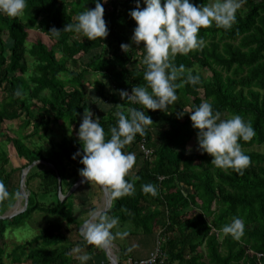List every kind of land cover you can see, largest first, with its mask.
Listing matches in <instances>:
<instances>
[{"label": "trees", "instance_id": "obj_1", "mask_svg": "<svg viewBox=\"0 0 264 264\" xmlns=\"http://www.w3.org/2000/svg\"><path fill=\"white\" fill-rule=\"evenodd\" d=\"M241 1V7L220 5L224 18L206 22L209 0H0V135L2 123L22 119L16 136L6 140L26 160L7 170L9 152L0 139V215L19 196L17 171L36 160L55 167H31L26 209L0 219V264L23 258L31 264H108L103 249L84 263L76 260L74 247L98 245L85 237L70 242L57 220L78 224L79 209L74 193L59 198L58 179L65 195L80 175L98 168L112 195L101 223H128L131 233L146 234L163 224L166 264H264V152L250 150L264 143V0ZM162 20L178 29L160 49ZM30 29L49 41L38 35L26 45ZM89 71L106 82L87 87ZM34 99L42 103L37 111ZM93 109L100 111L97 119H91ZM59 122L75 136L64 134L49 150L28 144L41 128L44 136ZM31 124L32 132H24ZM201 125L210 129L202 150L188 152ZM142 138L152 159H142L129 175L121 162ZM232 149L236 153H227ZM76 196L80 205L88 202L86 193ZM35 212L53 219L32 241L7 250L5 232ZM203 244L208 262L199 252ZM125 259L118 254L119 262Z\"/></svg>", "mask_w": 264, "mask_h": 264}, {"label": "rangeland", "instance_id": "obj_2", "mask_svg": "<svg viewBox=\"0 0 264 264\" xmlns=\"http://www.w3.org/2000/svg\"><path fill=\"white\" fill-rule=\"evenodd\" d=\"M192 1V0H191ZM108 3V0H107ZM220 5H223L225 8L229 7V8H233L234 6H243V2L241 0H209L208 5L205 7L204 11L202 12V17L203 19H205L206 22H208L211 18V16L215 15L217 17H219L220 19L224 18L223 15V9ZM109 7V4L108 6ZM151 25H152V21H149L147 23L146 26V30L147 33L151 32ZM162 25V35L159 39L158 42V46L161 49L163 46H167L169 47L170 45V37L177 32V26L175 24H169L168 22H166L165 20H162L161 22ZM41 35L44 40L46 42H48V36L45 35L44 33H39L34 29H30L27 31V40L28 42L26 43V45H30V42L34 41L35 38ZM6 38V37H5ZM4 38V39H5ZM136 63V62H134ZM80 65V64H79ZM78 65V66H79ZM129 68H133V66H131V64L127 65ZM34 70V67L29 64L28 66V72L27 73H31ZM198 70L200 71V73L203 76H207L210 75V72L207 71L206 69H201L198 68ZM107 79H105V77L103 76L102 73L99 72H88L86 75V79H85V83L87 87L91 88V87H96L98 82H106ZM107 86H109V84L107 83ZM164 87H161V89H163ZM5 93L3 91L0 90V100L2 98V96ZM103 102L106 104L107 103V99L102 98ZM190 101H192V98H190ZM33 103L35 106H33L34 111H37L38 107L42 105V103L40 101H38L37 99L33 100ZM93 111L96 110H91L90 112V116L91 119H97V116L100 114V111H96L95 114H93ZM23 118V116L21 117ZM22 120V119H21ZM21 120H10V121H5L3 124V128L5 129L3 131V133L0 135V139L1 140H5V148L8 150L9 152V158L10 161L7 164V170H9L12 167H16L19 168V166H21V163H25L26 160L23 157H19L18 154L16 153L14 147L12 146L11 143H8V139L6 140V135H8L9 137H14L16 136V131L19 130L21 128L22 123ZM21 124V125H20ZM66 126V123H62L59 122L58 124H52L51 129H49L47 131V135L43 136V129L41 128L34 136H31L27 139L28 144L32 147V148H36L35 146H40L43 150H49L50 148V144L51 141H58L62 138V136L64 134H66L67 136H75V133L73 131L72 128H68L63 130L61 127ZM209 128L206 125H201L200 129H199V134L197 136H194V138H192L187 146L186 149L188 152H201L203 144H202V139L204 138V136L209 133ZM24 132H32V124L30 126L27 127L26 130H23ZM241 150V149H240ZM250 150H256V151H260V152H264V143L260 144V145H253L250 147ZM238 151V150H236ZM243 151V150H241ZM139 152L141 151L140 145L138 144L137 148L134 149L132 152H129L123 159V161L121 162L122 168L127 172V174L131 175L133 172H135V169H137L138 166H140L142 159H144V155H140ZM236 153L234 149L232 150H227V153ZM152 159V156H151ZM234 161H236L234 159ZM108 161H104L105 164H107ZM198 161H196L197 163ZM110 167V166H109ZM24 169V168H23ZM17 171L15 173V180L18 181L19 180V193H20V177L22 174V171ZM101 169L98 168V170L95 171L94 175L98 176L100 173ZM38 180H34L32 182V187L35 189L38 185ZM85 184V185H84ZM25 188H26V184H25ZM79 189V191H78ZM61 190H62V186H61ZM96 190V191H95ZM82 194V193H86V195H89L88 198V202L84 203V204H79V198L76 196ZM58 193H59V187H58ZM62 193V191H61ZM75 195V203L76 205H78L79 209L76 207V217L78 220V224H71L69 225L65 220L61 219V218H56L62 225H63V230H64V234L67 236L68 240L70 242H76V241H80L81 238L85 237V238H89V239H93L91 238L92 235H97V236H104L105 233L110 235V237L113 239L115 237H123V241L125 239V236L128 235V237H130L131 232H128V229H126L128 227H131V225H129L128 223H125V230L122 229V227H120L118 224H115L113 227H104V223H101V220H99L100 215L103 213H101L98 217H96L93 220L92 226L87 230V227L84 229L85 223L89 220V218L92 217L93 213L96 211L97 206H101L102 204V199H103V190L100 187V184L95 180V179H88L87 181H85L84 183L78 185L76 187V189L72 192ZM59 195V194H58ZM63 193L61 195H59L60 197H63ZM53 195L47 196L46 197V201L48 204H52L53 202ZM19 197V196H18ZM21 202V201H20ZM81 208V210H80ZM11 209V208H10ZM10 209L6 212H9ZM189 211L190 210H194L195 207L190 205L188 207ZM103 221H105V223H107V217H102ZM49 219H53L52 216L47 215V214H43L41 212H35L32 216V218H30V220L26 221L24 224H22L21 226L17 227L16 229H11V230H7L5 232V242H6V249L10 250L15 244H21L24 243L26 241H32L39 233L41 227L45 224L46 220ZM97 220H99L98 225H97ZM100 225V226H99ZM133 228V225H132ZM135 228V227H134ZM133 228V230H134ZM138 231V230H137ZM139 232V231H138ZM148 234V238L150 239V236H152V233H147ZM177 234V232L175 233ZM218 235V239L222 238L221 233H217ZM161 240V242L163 243L162 239L159 238ZM98 247H92L90 245H88L87 243L83 244V246H76L72 249V255L76 260H79L81 263H84L86 261H88L93 254L97 256L102 255V253H100L102 250V247L100 245V243L96 242ZM32 245H28L26 251L29 250V248H31ZM113 248V246H112ZM114 251V249H113ZM199 252L205 257L207 255V248L206 245L203 244L201 247H199ZM186 257H188V255H186ZM6 261H9L8 259H5ZM204 260L206 262H208L207 258L205 257ZM18 264H31V262L29 260H26L23 258V260L21 261V263ZM108 264H110L109 260H108ZM174 264H179V263H174ZM208 264V263H207Z\"/></svg>", "mask_w": 264, "mask_h": 264}, {"label": "water", "instance_id": "obj_3", "mask_svg": "<svg viewBox=\"0 0 264 264\" xmlns=\"http://www.w3.org/2000/svg\"><path fill=\"white\" fill-rule=\"evenodd\" d=\"M40 162L44 163L45 161H43V160L33 161L30 165H28L26 168L23 169L21 177H20V193H19V197L16 201V202L21 201L20 207L14 211L10 210L9 212H5L4 214L0 215V219L11 218V217L21 213L22 211H24L26 209L27 204H28V198H29V192L25 188L26 175H27V173L31 167H33L34 165H36L37 163H40ZM45 163H47L50 167L55 169V167L52 164H50L48 162H45ZM91 178L95 179L100 184V187L102 188L103 193H104V198H105L104 207L96 210L92 215V216H95V215L99 216L102 212L107 211L111 207L112 195H111V192L108 190L107 185L102 180H100L99 178L93 177V175H91V174L80 175L78 177V179L75 181V183L72 185V187L69 189V191L65 195H63V197H60V199L63 200L64 198L69 196L76 189V187L78 185L84 183L85 181H87L88 179H91ZM58 180H59V195H61L62 193H61L60 178ZM91 238H93L96 242L100 243L102 249L105 251V253L108 256L110 264H118V259H117L116 255L113 253L112 246H111V243L109 241H107L105 238H103L101 236H97L95 234L92 235Z\"/></svg>", "mask_w": 264, "mask_h": 264}, {"label": "crops", "instance_id": "obj_4", "mask_svg": "<svg viewBox=\"0 0 264 264\" xmlns=\"http://www.w3.org/2000/svg\"><path fill=\"white\" fill-rule=\"evenodd\" d=\"M93 177H97V176L93 175ZM103 199H104V193H103ZM103 199H102V204H101L102 206H103ZM154 204L155 206H153L152 204L150 205L152 209L154 208L159 209L158 204L157 203H154ZM98 209H99V206H97L96 210ZM161 210L162 209H160V211ZM160 221H163V219ZM104 227H107V226H104ZM163 228H164L163 224L159 223V225L155 229V232H153L152 236H150V239L148 238V234L142 231H139L137 233L133 232L131 233L130 237H128V235L125 236L124 241H123V237L121 238L115 237L113 239L111 238L109 242L111 243V246H113L112 248V250L114 249L113 253L116 255L117 259H118V254H121V252L124 253L125 257L127 258H130V256L136 259L143 258L147 256L154 249L158 240L161 242L159 238L162 239L163 243L162 242L161 243L163 246V244L165 243V238H166L164 235ZM104 254L108 259V256L105 253V251H104Z\"/></svg>", "mask_w": 264, "mask_h": 264}, {"label": "built area", "instance_id": "obj_5", "mask_svg": "<svg viewBox=\"0 0 264 264\" xmlns=\"http://www.w3.org/2000/svg\"><path fill=\"white\" fill-rule=\"evenodd\" d=\"M130 95V93H128ZM138 144L140 145L141 151L146 159H151L152 148L146 144L145 138H142ZM162 243L158 240L154 249L145 257L140 259L127 258L121 262L118 260V264H166L167 255L162 249ZM260 255V254H258Z\"/></svg>", "mask_w": 264, "mask_h": 264}, {"label": "bare ground", "instance_id": "obj_6", "mask_svg": "<svg viewBox=\"0 0 264 264\" xmlns=\"http://www.w3.org/2000/svg\"><path fill=\"white\" fill-rule=\"evenodd\" d=\"M104 204H105V198L103 199V206H104ZM103 206L101 205V206L99 207V209H101ZM19 207H20V202H15L14 205L11 207L10 210L14 211V210H16V209L19 208ZM96 217H97V216L95 215V216H92L91 218H89V220L85 223V226H84V229H83L84 231H85L87 225H88L87 230L92 226L93 220H94Z\"/></svg>", "mask_w": 264, "mask_h": 264}]
</instances>
